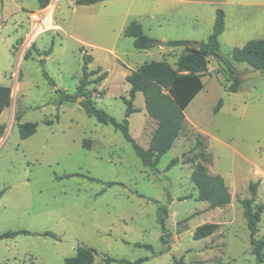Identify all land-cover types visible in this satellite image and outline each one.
Segmentation results:
<instances>
[{"label": "rangeland", "instance_id": "rangeland-1", "mask_svg": "<svg viewBox=\"0 0 264 264\" xmlns=\"http://www.w3.org/2000/svg\"><path fill=\"white\" fill-rule=\"evenodd\" d=\"M129 6V0L92 5L52 0L40 8L38 0H0V85L12 88L10 106L0 116V125H6L0 137V234L23 229L56 234L0 238V264H65L80 246L97 250L94 264H106V257H148L141 264L180 259L184 264H258L242 200L251 198L249 185L258 183L253 205L262 211L257 236L264 238V74L244 79L252 69L232 60L233 44L223 39L221 52L237 67L240 89L225 88L232 81L211 58L202 77L205 87L186 108L184 129L157 169L143 164L120 130L89 116L80 98L56 103L62 92L76 94L85 46L94 56L89 67L108 72L101 83L89 86L94 100L122 121L130 69L152 60L176 67L185 52L184 46L154 41L193 42L194 34L207 41L211 34L188 11L189 4H169L166 14H155L156 0H150L149 17ZM138 19L153 39L148 50L136 48L124 35ZM134 106L139 110L129 117L130 132L147 148L157 121L147 113L142 92ZM25 122H37L38 128L22 139L19 125ZM176 157L180 162L170 166ZM189 158L193 161L185 162ZM205 158L209 171L223 175L230 187L232 201L225 207L210 208L198 199L191 173ZM108 181L117 183L107 186ZM160 205L170 212L166 242L158 222ZM206 222L220 227L210 237L194 238Z\"/></svg>", "mask_w": 264, "mask_h": 264}, {"label": "trees", "instance_id": "trees-1", "mask_svg": "<svg viewBox=\"0 0 264 264\" xmlns=\"http://www.w3.org/2000/svg\"><path fill=\"white\" fill-rule=\"evenodd\" d=\"M107 0H75L76 5H92ZM39 7H47L52 0H38ZM225 30V12L223 9L217 10L216 19L212 34L207 41H202L200 48L193 46L191 41L183 39H172L165 41V45L171 47L184 46L185 52L181 54L176 62V67L165 60H152L145 62L135 69H130L126 75V80L131 85L129 97H124L127 105L126 117L119 121L109 114L106 110L97 106L93 90L90 85L101 83L108 76V72L102 71V67L91 69L89 64L94 60L92 54L87 53L85 46L81 47L83 51L82 79L74 95L62 92V97L57 100L60 106L65 100L76 101L82 98L80 104L89 116H94L102 124H110L115 129L120 130L127 141H129L135 153L142 160L143 164L152 169H157L161 157L166 154L175 144L181 135L186 121V108L195 99V97L205 87L202 77L209 69L210 59L215 58L224 69L227 81H232L231 85L225 88L228 91H238L242 80L239 71L232 61L225 57L221 52L219 36ZM124 35L134 39V45L138 49H148L153 46V39L144 31L143 26L138 21L131 22L124 30ZM52 48L45 51L50 54ZM232 60L244 62L253 69L262 70L264 74V38L252 39L243 47L235 48L232 52ZM42 64L45 59L40 60ZM48 76V75H47ZM54 83V81H52ZM55 84V83H54ZM142 92L145 97L146 110L149 116L157 121V127L153 132L149 146L140 145L130 132L129 117L133 112L139 109L134 106L137 94ZM12 100V88L10 86L0 85V116L6 108L10 106ZM223 105L221 98L214 112L220 111ZM38 128L37 122H25L19 125V132L22 139L33 135ZM6 132V125H0V137ZM197 144H203L199 141ZM196 144V145H197ZM190 158L185 162H191ZM180 162V157L172 160L170 166ZM208 159L204 162L194 164L191 180L198 191V199L209 202L210 208L225 207L232 201V193L225 177L221 174L212 173L207 166ZM75 174H67L73 176ZM92 180H99L90 177ZM117 182L108 181L107 186H113ZM258 183H251L249 189L251 198L242 200L244 215L247 219V225L251 235L252 253L257 257L258 264L264 263V238L257 236L259 232V222L261 219V209L255 208L253 203L257 196ZM170 212L167 205H160L158 208V222L162 225L164 234L163 242H166L167 219ZM220 227L217 222H206L198 226L194 232V238L201 239L212 236ZM38 234L44 236L56 237L51 231L44 233H35L27 229L18 231H6L0 234V238H12L18 234ZM136 246H146L152 249L151 245H142L136 243ZM97 250L89 246H80L74 256L66 257L65 264H94ZM106 264L120 262L122 264H141L148 260V257H140L134 261L127 258L117 259L115 257H106ZM176 264H184L183 260H175Z\"/></svg>", "mask_w": 264, "mask_h": 264}, {"label": "crops", "instance_id": "crops-1", "mask_svg": "<svg viewBox=\"0 0 264 264\" xmlns=\"http://www.w3.org/2000/svg\"><path fill=\"white\" fill-rule=\"evenodd\" d=\"M149 1L129 0V9H138L140 10L139 14L143 12L140 17L145 15L149 17L152 15L153 9L155 14H166L169 4H189L191 6L188 11H192L193 17L197 18V23H204L205 29H209L211 34L217 10L223 9L225 12V30L219 36L221 46L223 39L233 44L235 48H241L252 39L264 38V0H156V6L153 9L149 7ZM140 20L137 21L140 23ZM192 37V41H204L203 37L196 36V34ZM163 39L166 41L165 37ZM188 39L186 38V40ZM247 66L253 69L248 64Z\"/></svg>", "mask_w": 264, "mask_h": 264}, {"label": "water", "instance_id": "water-1", "mask_svg": "<svg viewBox=\"0 0 264 264\" xmlns=\"http://www.w3.org/2000/svg\"><path fill=\"white\" fill-rule=\"evenodd\" d=\"M155 42H157L156 44L165 45V41H154V43ZM192 44H193V46L198 47V48H200L202 46L201 41H193ZM262 75H263L262 70L252 69V70L246 72V76L244 79L254 78V77H258V76H262ZM79 100L81 102L82 98H80Z\"/></svg>", "mask_w": 264, "mask_h": 264}]
</instances>
